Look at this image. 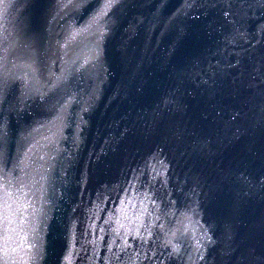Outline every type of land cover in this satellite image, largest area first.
Masks as SVG:
<instances>
[{"label": "water", "instance_id": "obj_1", "mask_svg": "<svg viewBox=\"0 0 264 264\" xmlns=\"http://www.w3.org/2000/svg\"><path fill=\"white\" fill-rule=\"evenodd\" d=\"M0 264H264V0H0Z\"/></svg>", "mask_w": 264, "mask_h": 264}, {"label": "snow or ice", "instance_id": "obj_2", "mask_svg": "<svg viewBox=\"0 0 264 264\" xmlns=\"http://www.w3.org/2000/svg\"><path fill=\"white\" fill-rule=\"evenodd\" d=\"M73 5L71 4H68V5H65V7H72ZM114 5L111 4V3H107L105 4L96 14V16L93 18L94 22L96 23H99L103 17L107 16L108 15V10L113 7ZM59 81H57L58 83ZM57 86L56 83L52 84L51 87L52 88H55ZM11 175V174H9ZM43 178V177H42ZM24 185H21V188H23ZM17 191H19V189H17ZM4 194L7 195V196H11V194L7 191V188L4 189ZM14 202H17V201H14ZM152 203H155V201L153 200ZM28 205L27 204H24L22 205V207H27ZM3 208H7L9 212H12V206L10 204H3L2 205ZM15 213H13L14 215ZM149 235H151V233H149Z\"/></svg>", "mask_w": 264, "mask_h": 264}]
</instances>
